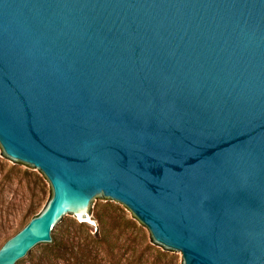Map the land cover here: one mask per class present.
<instances>
[{
  "label": "water",
  "instance_id": "obj_1",
  "mask_svg": "<svg viewBox=\"0 0 264 264\" xmlns=\"http://www.w3.org/2000/svg\"><path fill=\"white\" fill-rule=\"evenodd\" d=\"M0 147L52 189L0 264L107 199L183 264H264V0H0Z\"/></svg>",
  "mask_w": 264,
  "mask_h": 264
},
{
  "label": "rangeland",
  "instance_id": "obj_2",
  "mask_svg": "<svg viewBox=\"0 0 264 264\" xmlns=\"http://www.w3.org/2000/svg\"><path fill=\"white\" fill-rule=\"evenodd\" d=\"M11 169H15V171L11 172ZM51 196L50 184L40 171L6 158L0 147V247L8 238L21 230L32 217L39 215L47 206ZM34 207L35 211L33 210ZM89 216L96 222L95 224L81 222L82 218H69L63 225L65 226L64 233L61 230L56 233V243L63 248L69 236H76L77 240L84 241L90 233H100L97 220L99 216L108 221L112 220L116 225L122 223V219H129L141 228L151 245L159 250L160 256L151 254L152 262H156V264H183L182 255L169 252L162 246L151 242L148 229L136 220L128 209L117 202L111 199L99 201L89 211ZM49 248L51 247L36 251L24 264H33ZM81 248L83 247H78L77 250L82 253ZM99 250L100 257L105 258L108 264L119 262V258H117L120 254L119 249H114V254H109L111 253L109 247L101 245ZM61 256V264H68L66 259L68 254L64 249H62ZM119 264H125V261L119 262Z\"/></svg>",
  "mask_w": 264,
  "mask_h": 264
},
{
  "label": "trees",
  "instance_id": "obj_3",
  "mask_svg": "<svg viewBox=\"0 0 264 264\" xmlns=\"http://www.w3.org/2000/svg\"><path fill=\"white\" fill-rule=\"evenodd\" d=\"M12 171H15V169H11V172ZM34 209L35 207L33 210ZM97 220L100 233H90L84 241L77 240L76 236H69L63 248L56 243L33 264H61L62 249L68 254L66 258L69 262L68 264H108L105 258L100 257L99 246L101 245H107L109 247L111 252L109 254H114V249H119L120 254L118 255L119 257H117L119 258V262L125 261V264H156V262H152L150 258L151 254L160 256L159 250L151 245L145 233L132 220L122 219V223L117 225L112 220L108 221L100 216ZM26 225H24V227ZM60 230L64 233L65 226H62ZM10 238H8L6 242ZM78 247H83L81 248L82 253L80 250H77ZM113 258L114 255L112 256V260ZM119 262L115 264H119Z\"/></svg>",
  "mask_w": 264,
  "mask_h": 264
},
{
  "label": "bare ground",
  "instance_id": "obj_4",
  "mask_svg": "<svg viewBox=\"0 0 264 264\" xmlns=\"http://www.w3.org/2000/svg\"><path fill=\"white\" fill-rule=\"evenodd\" d=\"M81 222H86V223H92V224H95L96 222H94L89 215L87 216H84L82 219H81Z\"/></svg>",
  "mask_w": 264,
  "mask_h": 264
}]
</instances>
